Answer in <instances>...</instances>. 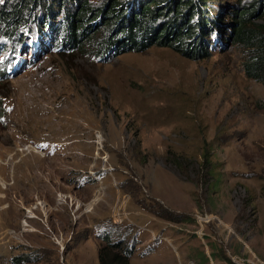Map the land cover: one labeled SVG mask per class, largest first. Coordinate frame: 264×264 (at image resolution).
<instances>
[{
  "label": "rangeland",
  "instance_id": "374dc122",
  "mask_svg": "<svg viewBox=\"0 0 264 264\" xmlns=\"http://www.w3.org/2000/svg\"><path fill=\"white\" fill-rule=\"evenodd\" d=\"M77 1L112 0H30L22 39L0 36V264H99L97 236L125 229L141 242L129 264H264V86L223 30L246 7L264 24V0L211 1L223 21L198 60L189 46L105 58L86 37L66 51Z\"/></svg>",
  "mask_w": 264,
  "mask_h": 264
},
{
  "label": "trees",
  "instance_id": "16d2710c",
  "mask_svg": "<svg viewBox=\"0 0 264 264\" xmlns=\"http://www.w3.org/2000/svg\"><path fill=\"white\" fill-rule=\"evenodd\" d=\"M61 1L65 0H57L58 3ZM211 1L213 2V0H138L135 3V0H128L122 3L121 0H112L110 8L107 6L99 10L92 9L88 1L82 3L77 1L75 11L67 12L65 15V28L60 34L61 43L63 38L64 41L59 46L67 47L66 51L74 50L86 37L85 41H89L88 44L93 46L96 55H103L105 58L109 54L118 56L120 52L144 51L152 46L171 48L183 54V49L189 46L192 51H185L183 55L192 60L205 59L209 56L208 50H212L209 38L218 29L219 22L223 21L224 12V9H221L212 16L207 9ZM29 5L30 0H20L14 6H9L8 3L0 6V36L11 38L9 39L11 42L22 39L18 30L25 24ZM117 15H121L119 19L122 20L115 22L114 33H107L100 39H89L88 32L93 28L89 23L105 19L107 22L104 28L108 29L107 26L110 25L108 21ZM262 15L264 17V6ZM166 16H175L174 19L177 21H170L168 25L161 27H158V23L156 27L153 25ZM252 16V8L237 10L230 14L228 24L223 25V30H226L227 41L247 49L248 56L243 65L246 78L264 86V24L254 23L250 18ZM47 27L52 29L50 25ZM58 40L55 43L57 47ZM144 40L147 41L145 44ZM4 68L0 67V72ZM141 205L144 211L175 222L174 215L170 213L167 215L165 212L158 215L154 209L142 203ZM113 233L116 235L115 239ZM129 234L128 229H125L121 234L118 231H111L97 236L102 245L97 252L98 263L129 264V260L136 252V246L141 244L136 237L128 241ZM225 261L233 264L230 260Z\"/></svg>",
  "mask_w": 264,
  "mask_h": 264
},
{
  "label": "built area",
  "instance_id": "2783aa9c",
  "mask_svg": "<svg viewBox=\"0 0 264 264\" xmlns=\"http://www.w3.org/2000/svg\"><path fill=\"white\" fill-rule=\"evenodd\" d=\"M123 220L122 217L120 216V214H114L113 215V220L112 222L115 224V225H121L123 223Z\"/></svg>",
  "mask_w": 264,
  "mask_h": 264
},
{
  "label": "clouds",
  "instance_id": "9594fccd",
  "mask_svg": "<svg viewBox=\"0 0 264 264\" xmlns=\"http://www.w3.org/2000/svg\"><path fill=\"white\" fill-rule=\"evenodd\" d=\"M111 224H112V225H115L113 222H111ZM115 226H116V225H115ZM152 239H154V236H153V238H152ZM135 253H136V252H135ZM131 258H132V257H131Z\"/></svg>",
  "mask_w": 264,
  "mask_h": 264
},
{
  "label": "snow or ice",
  "instance_id": "6c2138e0",
  "mask_svg": "<svg viewBox=\"0 0 264 264\" xmlns=\"http://www.w3.org/2000/svg\"><path fill=\"white\" fill-rule=\"evenodd\" d=\"M0 2H2V0H0Z\"/></svg>",
  "mask_w": 264,
  "mask_h": 264
}]
</instances>
